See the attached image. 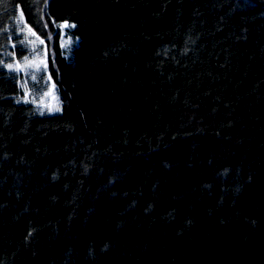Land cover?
Listing matches in <instances>:
<instances>
[{"label":"trees","instance_id":"trees-1","mask_svg":"<svg viewBox=\"0 0 264 264\" xmlns=\"http://www.w3.org/2000/svg\"><path fill=\"white\" fill-rule=\"evenodd\" d=\"M0 264H264V0H0Z\"/></svg>","mask_w":264,"mask_h":264},{"label":"rangeland","instance_id":"rangeland-1","mask_svg":"<svg viewBox=\"0 0 264 264\" xmlns=\"http://www.w3.org/2000/svg\"><path fill=\"white\" fill-rule=\"evenodd\" d=\"M40 60H41V55L38 52L37 53L35 52L34 57L30 61H28L27 64H30V65L40 64L41 62ZM41 98H40L41 100L39 101V103L44 113L49 114V115L60 114L61 105L58 100V97L55 95L54 87L52 85L49 87L46 94H44V97H41Z\"/></svg>","mask_w":264,"mask_h":264},{"label":"snow or ice","instance_id":"snow-or-ice-1","mask_svg":"<svg viewBox=\"0 0 264 264\" xmlns=\"http://www.w3.org/2000/svg\"><path fill=\"white\" fill-rule=\"evenodd\" d=\"M65 27H67V25H65Z\"/></svg>","mask_w":264,"mask_h":264}]
</instances>
